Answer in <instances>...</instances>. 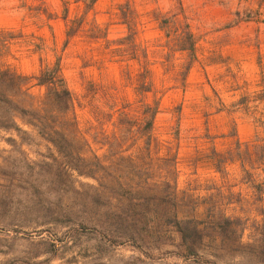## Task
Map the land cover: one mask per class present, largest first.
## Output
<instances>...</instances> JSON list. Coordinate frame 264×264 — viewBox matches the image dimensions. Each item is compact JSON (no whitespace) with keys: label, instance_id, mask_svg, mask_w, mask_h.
Segmentation results:
<instances>
[{"label":"rangeland","instance_id":"obj_1","mask_svg":"<svg viewBox=\"0 0 264 264\" xmlns=\"http://www.w3.org/2000/svg\"><path fill=\"white\" fill-rule=\"evenodd\" d=\"M86 2L0 0L7 32L0 38L8 39L1 60L33 75L59 57L73 110L57 120L87 164V174H77L46 140L21 145L0 129V264H210L186 255L170 222H206L210 205L245 218L246 229L239 244L203 240L202 258L264 264L253 229L261 222L254 204L264 208V195L255 202L239 162L218 171L211 153L231 148L234 128L246 142L255 126L264 135V0H97L85 11ZM67 24L76 32L64 46ZM185 30L194 55L183 83L188 55L175 50L174 38ZM129 32L132 40L119 45ZM141 82L151 89L141 91ZM29 86L33 97L21 95V103L50 109L44 88ZM155 101L152 127L143 133L142 107ZM255 163L259 181L264 168ZM227 190L240 200L223 203L219 191ZM115 213L134 222L136 240L112 245L98 232ZM121 232L114 231L118 240ZM52 239L56 250L45 252L41 242Z\"/></svg>","mask_w":264,"mask_h":264},{"label":"trees","instance_id":"obj_2","mask_svg":"<svg viewBox=\"0 0 264 264\" xmlns=\"http://www.w3.org/2000/svg\"><path fill=\"white\" fill-rule=\"evenodd\" d=\"M97 0H87L85 4V11L92 9L93 4ZM123 6H128L124 3ZM122 5L120 6L121 16L123 24L126 28L130 29L131 24L126 18V12ZM62 17L66 19L67 8H63ZM68 28L65 32V39L63 45L65 46L68 39L73 36L76 29L72 26L66 25ZM5 30L0 29V34H7ZM6 36V35H5ZM133 35L131 32L125 34L120 38L119 45H126V40H132ZM7 38H0V46L7 42ZM175 50L186 51L188 55V61L185 64L181 72V81L184 83L186 74L190 68L192 58L194 55V39L189 30H185L181 36L174 38ZM137 56H134L135 58ZM143 71L141 72V74ZM33 81L34 85L44 88V96L50 102V109H44L42 106L34 107V103L31 101L26 106L18 99L23 94L28 93L30 82ZM140 83L141 91H149L151 88L148 84ZM261 99L264 100V89L261 92ZM244 98H240L235 104L242 103ZM157 101L153 104L144 103L142 107V126L141 131L143 133L149 131L152 127L154 116L157 112ZM178 108V106H177ZM73 110V98L72 92L67 85L66 79L62 73L59 57L51 65L42 66L36 74L27 75L16 71L9 65H6L0 58V129L12 132L18 139L19 144L31 146L34 144L35 137H39L46 140L51 146L58 152L60 156L66 159V165L69 169L75 171L77 174L86 175L84 167L87 166L86 160L75 148L73 140H71L66 134L65 128L59 125L57 118H66ZM42 111H45L44 113ZM124 121V120H122ZM260 121V120H258ZM21 124L29 127L23 128ZM262 130L264 131V120L261 122ZM229 136L233 137V144L229 150L225 152H217L214 149L211 153L216 155L215 167L218 171H221V165L227 162L238 161L241 170L244 174V181L252 191L253 200L260 202L264 195V178L259 181L255 180L254 172L256 168L255 161L259 162V165L264 168V135L259 133L254 134L251 142H241L237 137L236 129H232L228 132ZM148 136V135H147ZM146 136V147L149 144ZM7 141L15 145L16 140L13 137H8ZM248 164V167H246ZM2 167L0 163V168ZM122 193L132 200L136 197V194L123 190ZM223 203L230 204L233 201H239L238 194H235L232 190L227 192L219 191ZM237 196L233 199L232 196ZM255 210L261 215V222L256 223L253 227L255 233L258 235L260 245L258 246L257 253L264 255V208L262 205L254 204ZM206 222L203 220H196L193 217L178 218L172 217L170 222L178 235L179 243L184 247L186 255L194 257V259L202 260L207 263L215 264V262L202 258L198 252V245L205 239L231 240L232 243H240L244 230L246 229V219L240 216H232L226 214L220 209L208 206ZM130 221V220H129ZM127 221L126 216L122 213L113 214L112 220H102L100 228L98 230L102 236L108 237L110 244L136 240L135 233L129 231V224H134L132 221ZM134 221H137L136 219ZM204 223V224H203ZM203 224V226H200ZM210 229L209 230H207ZM121 229V234L114 233ZM49 248H46L45 252L55 251L57 247L56 240H47L44 242ZM41 252H37V256Z\"/></svg>","mask_w":264,"mask_h":264},{"label":"crops","instance_id":"obj_3","mask_svg":"<svg viewBox=\"0 0 264 264\" xmlns=\"http://www.w3.org/2000/svg\"><path fill=\"white\" fill-rule=\"evenodd\" d=\"M255 126V125H254ZM256 128H257V126H255V129H254V131L252 130V134H253V136H254V134H256V133H258V130H256ZM237 132V131H236ZM237 137H238V135H237ZM239 138V137H238ZM239 140L241 141V142H246V140H242L241 139V137L239 138Z\"/></svg>","mask_w":264,"mask_h":264}]
</instances>
